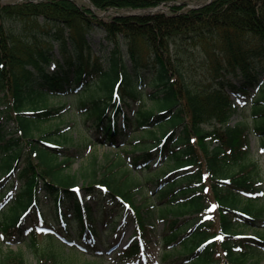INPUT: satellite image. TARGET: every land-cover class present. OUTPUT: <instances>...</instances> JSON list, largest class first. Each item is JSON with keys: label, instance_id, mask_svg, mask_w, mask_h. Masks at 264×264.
<instances>
[{"label": "trees", "instance_id": "trees-1", "mask_svg": "<svg viewBox=\"0 0 264 264\" xmlns=\"http://www.w3.org/2000/svg\"><path fill=\"white\" fill-rule=\"evenodd\" d=\"M201 1L0 2V172L3 189L14 180L19 187L0 232L6 243L28 240L35 264L99 262L81 259L59 234L33 228L25 238L17 225L28 209L82 246L103 239L96 218L108 234L129 210L147 236L156 218L171 216L165 259L264 264V180L250 146L252 134L264 146V0L187 7ZM164 3H173L167 13L100 16ZM228 89L251 111L234 126ZM90 131L112 150H94L75 168ZM4 245L0 264H30L25 251Z\"/></svg>", "mask_w": 264, "mask_h": 264}, {"label": "rangeland", "instance_id": "rangeland-1", "mask_svg": "<svg viewBox=\"0 0 264 264\" xmlns=\"http://www.w3.org/2000/svg\"><path fill=\"white\" fill-rule=\"evenodd\" d=\"M5 2H17L19 0H3ZM79 3L81 4H86L87 2L85 0H78ZM194 4V3H192ZM163 10L168 11L167 7L164 6V8H162ZM142 12V11H140ZM119 13L121 14H127V13H131L128 10H121L119 11ZM110 14H113L112 12L110 13H102L103 16H108ZM95 38H93L92 42H93V49L95 50L94 52L100 56L101 53L99 52L100 50V38H101V34L97 33L94 35ZM234 83H238L239 84V80L234 79L233 80ZM151 89L150 88H146V92L150 93ZM231 93V92H230ZM235 98V97H233ZM235 102L236 105L239 107V113L235 115V117H233L231 123L232 124H236L238 122H240L243 118L241 114H245V116H250L251 111H245L243 113L242 108L245 106V101L244 100H237L235 98ZM250 118V117H249ZM251 123V121H250ZM13 125V124H11ZM74 137L76 139H79V132L75 131L74 132ZM91 137L93 139L95 138H99L100 135L96 134V133H92ZM251 149H252V153L254 155L256 162L259 164V172L261 175V178H263L264 180V149L263 147L260 145V140L257 138V136L255 135H251ZM97 147V148H96ZM95 148H88L85 151H81V153H83L82 156H79L78 158V162L76 163L75 168H78L80 166V164L82 163V161L86 158H88L89 156H91V153L94 152V150H96L99 155L104 154L107 151V147H100V145L96 146ZM72 152H77L78 151L76 149H71ZM79 153V154H81ZM84 157V159H83ZM1 175V172H0ZM3 178V177H2ZM1 179V177H0ZM2 180V179H1ZM1 180H0V184H1ZM15 183V182H14ZM19 192V187L12 186L11 189H9V191H6L4 195H2L1 191H0V209L4 208L6 205H8L10 202V200H12L13 198L16 197V194ZM264 199V196L262 197ZM92 202V201H90ZM95 209L96 207L93 206ZM28 215H30V212L27 213ZM2 215H0L1 217ZM97 223L99 224V221L96 218ZM22 227L24 230H29L30 229V225H29V221L28 220H23V222L21 223ZM166 222L163 221L162 219H157L156 223H155V232L151 235L150 239H148L149 241V245L144 244L143 249H142V255L140 256L139 259H136L134 261H130V262H123L121 261V257H120V253L125 249V247H127V245L132 241L131 237L134 234L135 231V227L133 225L132 222L127 221L126 223H124L123 227H121L118 231L116 232H111L108 234V236L105 237L104 239V243L103 240L98 238V250L100 251V253L102 254L100 258H98V262L99 264H180L181 262L184 261V258H178V256H172L167 260L163 259V249L161 246V242H162V236L165 233V228H166ZM187 232H184L180 235V238L184 235H186ZM247 234H253V230L249 229ZM3 239V235L2 233H0V242ZM10 246V245H8ZM14 249H19L22 251H25V256L27 258L28 263L30 264H35V258L33 257V255L31 254V252L26 249L25 245L23 242H21V244L17 245L14 244L11 246ZM4 248L7 249V245H4ZM81 259L86 260V261H92L94 260V256L91 255V250H88V252L86 253V255L84 257H82Z\"/></svg>", "mask_w": 264, "mask_h": 264}, {"label": "water", "instance_id": "water-1", "mask_svg": "<svg viewBox=\"0 0 264 264\" xmlns=\"http://www.w3.org/2000/svg\"><path fill=\"white\" fill-rule=\"evenodd\" d=\"M41 1V0H40ZM210 2H212V0L210 1ZM152 12H154L153 10L152 11H150V13H152Z\"/></svg>", "mask_w": 264, "mask_h": 264}, {"label": "snow or ice", "instance_id": "snow-or-ice-1", "mask_svg": "<svg viewBox=\"0 0 264 264\" xmlns=\"http://www.w3.org/2000/svg\"><path fill=\"white\" fill-rule=\"evenodd\" d=\"M213 207H215V206H213ZM218 239H222V237H218Z\"/></svg>", "mask_w": 264, "mask_h": 264}]
</instances>
